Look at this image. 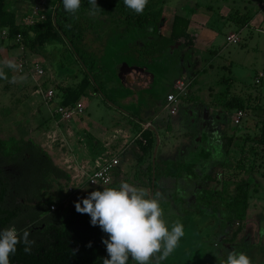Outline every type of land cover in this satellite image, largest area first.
I'll return each mask as SVG.
<instances>
[{"label":"rangeland","instance_id":"374dc122","mask_svg":"<svg viewBox=\"0 0 264 264\" xmlns=\"http://www.w3.org/2000/svg\"><path fill=\"white\" fill-rule=\"evenodd\" d=\"M13 1L16 0H8V4ZM105 1L114 5L115 12L108 13L109 20L106 22H92L94 25L88 28L85 41L86 54L97 57L102 69L88 68L95 77V83H91L79 98L85 107L82 115L63 120L60 125L56 119H51L52 128L56 122L66 135L68 127L72 132L69 141L75 150H82V146L90 149L100 146L96 133L100 126L110 129L120 123V126L127 128V135L113 138L114 143L111 144L112 149H116L122 145V140H126L120 151L121 182L145 188L149 196L159 193L163 218L169 228L176 221L184 225L185 235L179 246L160 264H218L221 259L226 260L230 251L243 252L238 248H246L245 253L251 258L252 264H264V145L257 140L260 129L255 132L256 119H253L251 128L243 136L241 128L245 119H251L252 110L258 107V100L264 105V77L260 83H255L257 73L264 69V32L261 29L264 26H257L251 35L245 29L237 31L238 24L255 17L258 10L256 2L264 3V0H153V6L144 9L143 14L147 17L155 14L156 10L161 11L160 8L165 15L177 11L191 19H202L205 21L204 26L216 31L209 40L207 33L190 28L196 35L194 43L187 45L180 40L173 48L160 41L161 36L168 34L167 19L164 18L166 22L163 25L155 23V30L152 28L154 21L145 24L142 29L130 27L119 20L123 17L119 11L122 9L121 3L118 6L121 0ZM55 2L56 0H26L21 3L17 19L21 21L23 16L29 15L33 5L38 4L51 10ZM151 8L152 11L148 12ZM208 12H211L209 19L206 16ZM158 20L157 16L155 22ZM229 32H238V43L227 41ZM153 40L157 41L154 46ZM139 43L141 46L146 45L147 50L151 51L154 47V50L160 48L162 51L153 57H138L136 50ZM34 62L39 63L42 74H37L33 69ZM120 63L149 73L152 80L146 84L148 87L135 91L123 85L121 76L117 74ZM19 64L23 66L21 72ZM84 72L81 62L64 41L46 43L41 48V53H34L25 45H17L14 40H10L6 30L0 32V108L15 111L19 108V101L35 88L41 93L40 96L45 95L50 88L54 94L56 90L60 93V84L75 85L76 79L81 74L83 76ZM178 73L176 80L183 85L177 82L175 84V79L173 80ZM13 79L17 82L13 83ZM179 86L182 90L176 103V112L169 115L168 110H160L164 108V95ZM175 89L177 93L179 90ZM57 98L48 104L44 103L46 106H41L46 117L47 108H56ZM156 101L158 108L155 109L158 110L155 115L162 126L157 131L154 149L150 155L143 156L140 160L141 151L137 140L143 126L141 122L152 124L154 121L152 125L156 127V117L150 114L154 110L151 104ZM210 101H219L226 107L227 116L223 118L225 128L221 126L217 129L212 123L207 124L210 120L208 116L203 117L196 108H192L193 104H200L201 111V104ZM248 106L256 108L249 107L245 111ZM182 110V120L172 125V118L175 119L176 114H181ZM238 110L245 112V115L240 118L239 125H236L233 119ZM2 128V139L10 138L12 131H15L9 129L8 125ZM228 128L235 134L240 131V136L229 138ZM227 139L231 140L227 142ZM44 140L49 141L44 138L40 141L43 143ZM96 157L83 160L92 165V160ZM152 159H156L166 171V174L156 177L153 192L149 188L146 169ZM176 163L189 164L195 178L186 174L183 168H176ZM64 169L67 173L68 168ZM249 171L255 175L249 174ZM50 178L53 186L47 190L46 198L49 204L57 205L66 196L65 181ZM117 182L111 187H118L121 182ZM93 190L102 191L103 188H85L70 196L68 205L61 211V217L65 216L74 202ZM243 193L247 202L244 228L232 239L236 222L228 220L229 206L234 197ZM181 200L190 211L183 209ZM194 207H200L211 215L213 221H208L210 218L203 217V213ZM48 210H51L50 205L44 211ZM214 225H217L215 228L219 226L216 230L219 233L215 240H211V246L209 239ZM158 256L156 254L153 257V264ZM130 264L136 262L131 259Z\"/></svg>","mask_w":264,"mask_h":264},{"label":"trees","instance_id":"16d2710c","mask_svg":"<svg viewBox=\"0 0 264 264\" xmlns=\"http://www.w3.org/2000/svg\"><path fill=\"white\" fill-rule=\"evenodd\" d=\"M96 3L99 7L97 12L101 13L114 7L105 0H96ZM120 3L126 8L123 0L119 1L118 6ZM9 5L8 0H0V32L6 30L8 38L14 42L19 35L21 39L15 44H23L32 52L41 53V48L47 42L64 41L76 59L81 62L85 72L80 81L75 86L59 87L61 93L59 104L66 106L75 103L88 86L95 83V77L88 71V68L102 69L98 58L87 55L85 49L88 28L92 26V22L84 18L91 8L89 0H81L80 10L75 17L65 12L62 0H56L51 10L44 8L45 17L43 19L34 20L31 24L24 22L26 15L18 21L16 12L8 7ZM160 14L161 11H156L155 14L147 17L144 14L137 15L133 12L128 14L127 18L131 24L142 27L149 22H155ZM188 29L189 19L174 15L168 25V34L161 36L160 41L165 46L180 40L187 45H192L193 41ZM156 43L153 41V45L151 43L150 45L154 46ZM145 46L137 48L136 56L153 57L157 52L162 51L160 48L154 50V47L150 51ZM87 64L88 67L85 66ZM136 70L141 69L132 67L131 76H121V81L126 87L139 91L147 88L146 84L152 79L143 84V78L137 76ZM102 94L108 98L103 92ZM141 123L143 126L139 130V136L144 139V143L140 139L137 140L141 151L140 160L143 156L150 155L154 149L157 129L161 128V126L144 127L145 123ZM259 129L257 140L264 145V109ZM174 166L183 168L186 174L195 178L196 175L189 164L176 163ZM146 169L149 188L153 192L156 188V177L166 174V171L156 159L150 160ZM50 176L64 180L65 184L69 178L66 171L59 168L50 155L33 140L24 139V137L8 139L0 137V230L14 226L18 233H22L27 228L30 233L28 239L35 241L29 253L24 251L23 243L18 244L15 254L10 256L11 264H103V259L108 258V254L102 238L107 239L108 237L99 226L90 224L89 215L78 213L75 205H72L62 218L61 211L65 210V207L59 203L54 210L44 211L50 205L46 198L47 190L53 186ZM181 203L183 209L187 210L182 200ZM246 207L244 193L234 197L232 205L229 206L228 220L236 222V227L232 231V239L244 228ZM194 209L203 213V217L210 218L208 221H213V217L206 214L200 207H194ZM216 226H212V236L209 239L211 246L213 243L211 240L218 237L219 230L218 232L216 230L219 226L215 228ZM88 242H91V247L86 246ZM238 250L246 252V248H238ZM221 260L217 263L221 264ZM130 263L131 258L127 264Z\"/></svg>","mask_w":264,"mask_h":264},{"label":"clouds","instance_id":"9594fccd","mask_svg":"<svg viewBox=\"0 0 264 264\" xmlns=\"http://www.w3.org/2000/svg\"><path fill=\"white\" fill-rule=\"evenodd\" d=\"M64 10L74 17L80 10L81 0H62ZM124 5L136 14H143L148 0H123ZM89 15H96L99 7L96 0H89ZM71 25H69L70 27ZM75 210L90 216V224L99 226L107 234L102 238L108 258L103 264H127L129 258L136 264H155L171 255L185 235L184 225L174 222L170 228L164 220L159 193L149 196V192L127 182L118 187H104L93 190L86 197L74 202ZM82 205V206H81ZM30 233L24 229L18 233L14 226L0 230V264H11L17 245L23 243L24 251L29 253L35 243L29 240ZM87 247H91L88 242ZM221 264H252L244 252L230 251Z\"/></svg>","mask_w":264,"mask_h":264},{"label":"crops","instance_id":"0c3cea01","mask_svg":"<svg viewBox=\"0 0 264 264\" xmlns=\"http://www.w3.org/2000/svg\"><path fill=\"white\" fill-rule=\"evenodd\" d=\"M153 0H148V4L146 7L153 6ZM26 0H16L10 3V8H12L15 12L16 15H18V13L20 12L19 9L22 8L21 3H25ZM257 6H258V10L255 13V17L254 18H250L247 22L242 23V24H238L239 30L237 31H241V30H247V34L251 35L253 33V29H257L258 27H261L262 25L264 26V3H259L256 2ZM8 6V7H9ZM183 6V4H182ZM185 7V6H184ZM183 7V8H184ZM115 7H112V9H109L110 12H108V10L101 12H97L96 15H89V12H87L84 15V18H86L87 21H91L93 23H103L106 22V20H109V14H113ZM117 10H119V8H116ZM161 9V15L159 17L160 20H158L157 22H154V24H152V28L155 30L156 25L160 23L163 25L165 23H163L165 21V19H167V23L166 25H169L171 23V20L173 18L174 15H181L183 17V14L181 13H177V11L175 12H171V14L169 15H165L163 12V9ZM156 10V9H154ZM120 13H122L123 17L119 18V20H122L124 23L128 24V26L132 27H136V28H140L142 29L143 27L140 26H135L134 24H131L129 22V18L128 14H132L133 12L129 9V8H125L124 6L122 7L121 10H119ZM148 12L152 11V8L150 10H147ZM158 11V10H156ZM211 12L207 13V17L209 19V15ZM165 16V17H164ZM168 16V17H167ZM165 18V19H164ZM189 19V33L191 35L192 41L194 43L195 38V34L192 33V31L190 30V28L192 29H196L197 31H202L207 33V35L209 36V40L215 35L216 31L215 29H209L207 26L205 25V21L203 22L202 19H191L189 17H186ZM112 20V19H111ZM163 20V21H162ZM255 21V23H254ZM166 22V21H165ZM232 22V20H231ZM92 23V25H94ZM233 23V22H232ZM253 27V28H252ZM259 29V28H258ZM262 31L264 32V27L262 28ZM238 32H229L227 34V41H228V37L231 34H235L237 37V42L233 43L231 41H228L232 44H236L239 41V37L237 35ZM156 41V40H153ZM157 42V41H156ZM179 42V41H178ZM183 42V41H182ZM49 43V42H47ZM175 44H178L177 42L170 44V47L173 48L175 46ZM207 44V43H206ZM209 45V44H208ZM139 47H142L141 44L139 43ZM97 58V57H96ZM132 67L130 65H127L126 63H120L117 66V71H118V75L119 76H131V73H133ZM134 70V69H133ZM137 71V70H136ZM135 71V72H136ZM264 73V69L261 71ZM137 76H142L143 78V84L147 82V80L149 81V79L151 78V75L143 70L137 71ZM135 73V74H136ZM183 73V72H182ZM179 73L173 78V80L175 79V84L177 83H181L179 82V80H176V77H178ZM2 76V75H1ZM79 77V76H78ZM82 77V74L80 75L79 78L76 79L75 81V85L78 83L79 79ZM184 77V76H183ZM264 77V76H263ZM185 78V77H184ZM191 81V80H189ZM17 81H15V79H13V83H16ZM137 82V81H136ZM192 82V81H191ZM190 83V82H188ZM29 84V82H28ZM75 85H69V86H75ZM67 86V85H66ZM65 85H59V87L63 88L66 87ZM7 88V87H6ZM86 91V90H85ZM171 90H169L167 93H169ZM166 93V94H167ZM258 93H261L258 92ZM60 94L58 93V91L56 90L55 92V97H58V103L60 100ZM165 94V95H166ZM41 93L39 92L38 89H33L31 92H27L25 95V98L22 101H19V108L16 109L15 111L12 112V109L8 108V109H3L0 108V128L3 129V126L8 125L9 129H15V131H12L11 137H15V138H19V137H24V139H31L33 140L35 143L39 144L52 158L53 162L62 170H66L64 168H67L68 166H76L78 165V163L80 164L82 161L86 162L85 160H87L86 158L88 157H95L100 155L101 153L105 152V151H121L123 146L126 144V140H122V145H120L119 147H117L116 149H112V145L114 143V139L118 136H126V132L128 131L127 128H123V125L120 126H113L112 128H106L104 126H100L99 129L96 130L97 133V137L98 139H100V146H94L93 148H87V147H83V149L81 150L80 148H78L77 150H75L72 146V142L69 141V139L72 136V132L71 130L66 127V135L63 134V131L61 128H59V126L56 124V122L60 123L64 120V119H60L59 116L57 114H55L54 110H50L49 108L46 109V113L48 114V117H46L45 115V111L44 109H41V106L46 103L48 104L49 102L46 101L45 99V95L40 96ZM164 95V97H165ZM54 97V98H55ZM40 98V99H39ZM53 98V99H54ZM258 95H257V100H258ZM53 101V100H52ZM79 101V99L77 100ZM45 105V104H44ZM46 106V105H45ZM151 108L153 110V113H150L151 116L155 115V113H157L158 109V103L157 101L155 103L151 104ZM200 104H193L192 108H196V111L198 112V114H203V117L208 116V118L210 120L207 121V124H211L215 125L217 129H219V127H223L225 128L226 122H224V116H227V112H226V107L223 105V103L221 102H216V101H210V102H203L201 104V111L199 109ZM253 107V106H248L245 111H248V108ZM16 108V107H15ZM85 108V107H84ZM164 108H161L160 110H163ZM264 109V105L260 103V101L258 100V107L255 109H253L252 111V115H251V119H245V123H242V127L243 131H242V136L243 134H247L245 132H248L253 124V119H256V126H255V132L257 133L260 127V119H261V114H262V110ZM159 110V111H160ZM15 112V113H14ZM153 114V115H152ZM187 116L188 112L186 113ZM20 115V118H17V116ZM199 115V117H200ZM243 115H245V112L243 113ZM257 116V117H256ZM156 117V115H155ZM183 118V110L182 113H178L176 114L175 119L172 118L171 124L175 125L178 122H180ZM51 119H56L55 123H53L55 126L52 128V124L51 123ZM71 119V118H70ZM68 120V119H67ZM174 122V124H173ZM154 123V121L152 122V124ZM156 127L162 126L160 120L157 119L156 117ZM146 125L153 127L154 126L151 123H145ZM10 126V127H9ZM239 127V128H240ZM258 127V128H257ZM247 129V130H246ZM160 129H157V131ZM124 131V132H123ZM122 132V133H120ZM39 136H42L39 138ZM227 136L229 138L233 137H238L240 136V131H236V134L233 132V130H231V128H228V134ZM2 138V137H1ZM41 138L43 139H47L49 141L44 140V142L42 143L40 140ZM231 139H227V142L230 141ZM236 140V139H235ZM39 141V142H38ZM239 141V139L237 140V142ZM85 159V160H83ZM71 161H73L74 163H70ZM249 174L255 175V173L253 172H248ZM65 189V188H64Z\"/></svg>","mask_w":264,"mask_h":264},{"label":"built area","instance_id":"2783aa9c","mask_svg":"<svg viewBox=\"0 0 264 264\" xmlns=\"http://www.w3.org/2000/svg\"><path fill=\"white\" fill-rule=\"evenodd\" d=\"M29 15L24 17V22L31 24L34 20L43 19L45 17L44 7L41 5H33L30 9ZM20 36L18 35L15 39V42L20 41ZM228 41L233 43L237 42V37L235 34H231L228 37ZM39 63H33V69L37 74H42V69L39 68ZM23 66L19 64V72L22 71ZM264 73L258 72L257 77L255 78V83L258 84L261 82ZM183 85V83H180ZM175 88L179 90L175 93ZM164 97V109L168 110L169 115H174L176 112L177 102L179 101L178 97L182 90V87H175ZM55 97L53 90L50 88L46 91L45 99L47 102L52 101ZM84 110V106L80 101H76L71 105H60L57 103L56 108L54 109L55 114L59 116L60 119H70L75 116H81ZM243 116V112L238 110L235 118L233 119L234 124L239 125L240 118ZM148 125H144L146 127ZM139 139L144 143V139ZM67 174L69 176L65 184L66 196L60 199L59 204L63 207L68 205L69 197L75 195L77 192L85 188H104L111 187L112 185L121 182V166H120V151H105L98 155L95 159L92 160V165L90 162H85L78 164L74 167L68 166ZM58 204V203H57ZM57 205L50 204L51 210H54Z\"/></svg>","mask_w":264,"mask_h":264},{"label":"water","instance_id":"95a60500","mask_svg":"<svg viewBox=\"0 0 264 264\" xmlns=\"http://www.w3.org/2000/svg\"><path fill=\"white\" fill-rule=\"evenodd\" d=\"M157 137V136H156Z\"/></svg>","mask_w":264,"mask_h":264}]
</instances>
